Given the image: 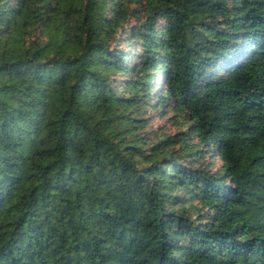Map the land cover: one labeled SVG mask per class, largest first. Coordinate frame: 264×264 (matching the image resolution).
<instances>
[{"label": "trees", "instance_id": "trees-1", "mask_svg": "<svg viewBox=\"0 0 264 264\" xmlns=\"http://www.w3.org/2000/svg\"><path fill=\"white\" fill-rule=\"evenodd\" d=\"M0 264H264V0H0Z\"/></svg>", "mask_w": 264, "mask_h": 264}, {"label": "rangeland", "instance_id": "rangeland-1", "mask_svg": "<svg viewBox=\"0 0 264 264\" xmlns=\"http://www.w3.org/2000/svg\"><path fill=\"white\" fill-rule=\"evenodd\" d=\"M160 122H161V120L156 119L153 121V124H160Z\"/></svg>", "mask_w": 264, "mask_h": 264}]
</instances>
